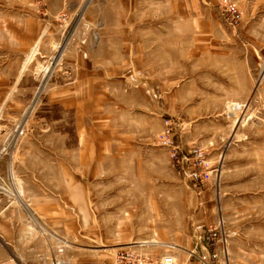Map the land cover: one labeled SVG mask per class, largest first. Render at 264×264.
<instances>
[{
    "label": "rangeland",
    "instance_id": "obj_1",
    "mask_svg": "<svg viewBox=\"0 0 264 264\" xmlns=\"http://www.w3.org/2000/svg\"><path fill=\"white\" fill-rule=\"evenodd\" d=\"M93 1L0 0V149L4 142L6 150L1 154L0 196L8 209L4 221L9 227L0 230V264H115L122 250L116 251V245L122 237L144 239L151 219L180 217H186L187 231L203 245L200 236L210 227L225 234L219 257L210 264H264V39L254 38L261 26L246 27L242 16L236 27L228 24L219 7L221 0H169L163 9L157 0L153 12L142 11L146 14L137 16V24L147 22V14L151 22L154 19L161 74L173 58L175 71L180 72L177 83L187 80L195 95V111L180 103L178 117L169 112L167 104L162 113L163 131L167 120L174 121L182 147L187 151L203 147L218 176L214 173L203 187L191 182L173 165L168 149L159 144L163 131L156 127L151 140L155 147L149 149L154 154L138 163V169L135 163V171L130 172L129 163L102 162L103 157L100 163L86 165L84 179L76 186L70 183L72 193H78V188L86 191L81 202L77 197L69 204L58 195L69 183L56 175L48 183L32 178L21 185L14 180L5 164L11 153L6 145L27 136L24 128L29 121V128H43L42 116H61L45 104L52 77L73 36L50 75L44 72L55 62L77 19L74 33L85 24L84 14ZM29 21L34 26L41 24L43 35L24 50L20 43L27 40L16 34ZM5 30H9L7 36ZM6 44L12 48L6 50ZM249 50L255 55L247 62ZM6 54L20 60L13 69L6 64ZM243 62L255 79L249 100L235 97L227 84L230 73L239 74ZM19 73L26 78L17 87ZM163 77L161 81L166 82ZM217 78L224 80L223 85ZM43 82H47L44 90L28 113L35 98L29 92L37 93ZM132 137L144 139L137 134ZM49 203L60 205L61 213H49L53 211ZM210 215H218L219 221L204 227L199 235L194 233L195 216Z\"/></svg>",
    "mask_w": 264,
    "mask_h": 264
},
{
    "label": "crops",
    "instance_id": "obj_2",
    "mask_svg": "<svg viewBox=\"0 0 264 264\" xmlns=\"http://www.w3.org/2000/svg\"><path fill=\"white\" fill-rule=\"evenodd\" d=\"M155 1L157 0H94L91 3L84 14L85 24L77 29L68 43L47 94L45 106L57 109L61 116L58 119L42 116L43 128H29V121L24 128L27 136L6 145L11 148V153L5 164L7 169H11L17 184L22 185L23 180L32 178L39 183H48L52 182L50 176L56 175L62 182L69 183V188L63 186V192H58V195L65 197L69 204L77 197L81 202L86 191L82 192L78 188V193H72L70 183L76 186L77 181L84 179L86 165L100 163L103 157L105 160L102 162L129 163L130 172L135 171V163L138 169V163L141 164V161L154 154L149 151L150 146L154 145L151 140L157 128L161 133L163 131L162 113L163 109H167V104L169 112L175 117L179 116L180 103H185L191 111H195V95L190 93L187 80L177 83V73L180 72L175 71L173 58L169 61L170 66L167 65L165 70L161 69L164 71L161 74L155 50L158 42L154 19L151 22L150 15L147 14V22L137 24L139 12H153ZM161 1L162 9L165 4L169 5V0ZM231 1L241 10L246 27L248 24L253 27L261 26L258 27L260 30L254 31V38L258 35L263 40L264 0ZM19 31L21 34L16 35L27 40L26 43H20L24 50L32 47L34 41L41 39L43 35L41 24L36 23L34 26L30 21L24 28H19ZM5 32L7 36L9 30ZM4 48L9 50L12 46L9 48L6 44ZM254 53L253 50L247 51V62ZM5 56L6 64L12 69L14 64L20 62L15 58V61L10 59L7 54ZM250 73L246 62H243L239 74L230 73L231 78L227 80V84L236 92L235 97L250 99L255 88V79ZM224 74L222 72L223 76ZM162 77L166 78V82L161 81ZM25 78V74L19 73L15 77L16 86ZM217 80L220 82L221 79ZM223 82L224 80L222 85ZM10 89L13 90L14 86ZM237 91H240L239 94ZM31 93L35 97L38 92H29L30 95ZM181 93L187 96L183 99ZM203 109L202 106L200 111ZM25 124L21 123V126L24 127ZM135 134L144 139L136 140L132 137ZM11 135V131L8 132L6 139ZM4 146L3 142L0 155L6 151ZM117 147L120 150L117 151ZM2 160L4 161L1 155L0 171L4 163ZM2 204L0 196V230H6L9 227L4 220L8 217V209ZM49 205H53L54 211L49 213H61L60 205V208L55 203ZM11 206L17 208L16 212L19 211L17 205ZM194 220L193 231H197L199 235L204 227L219 221V216H195ZM149 222L151 227L144 229V239L135 240L133 235L122 237L115 250L129 249L157 260L169 255L173 257L174 264H208L201 257L209 256L211 250L187 231L186 217L151 219ZM219 251L217 248L211 252Z\"/></svg>",
    "mask_w": 264,
    "mask_h": 264
},
{
    "label": "built area",
    "instance_id": "obj_3",
    "mask_svg": "<svg viewBox=\"0 0 264 264\" xmlns=\"http://www.w3.org/2000/svg\"><path fill=\"white\" fill-rule=\"evenodd\" d=\"M219 7L222 11V16L232 27H236L241 20L242 12L239 10L236 3L231 0H221ZM174 121L167 120L165 123V130L162 133L160 139V145L162 148L168 149L169 158L173 162V165L191 181L195 182L199 187L206 185L213 177L214 173L218 176V170L212 168L207 157L206 150L203 147H193L192 150H185L181 143L178 141V135L174 127ZM23 134V133H21ZM223 237L225 234H221L220 231L212 229L211 227L204 231L200 240L204 241V245L208 250L214 251L220 248V242L223 243ZM221 243V244H222ZM209 256H202L201 259L210 263L217 260L219 252H211ZM115 264H174L172 256H167L161 260H157L147 255L137 254L133 250L123 249L117 252Z\"/></svg>",
    "mask_w": 264,
    "mask_h": 264
},
{
    "label": "water",
    "instance_id": "obj_4",
    "mask_svg": "<svg viewBox=\"0 0 264 264\" xmlns=\"http://www.w3.org/2000/svg\"><path fill=\"white\" fill-rule=\"evenodd\" d=\"M79 22V18L77 19V22L74 24L73 28L71 29L72 31L70 32L69 36L67 37L66 41L64 42V46L60 48V51H59V54L54 58L55 61L59 60V56L60 54L62 53L63 49L66 47L67 43H68V40L73 36L74 34V31H75V28L77 26V23ZM47 83V82H46ZM45 83V84H46ZM45 84L44 82L41 84V86L38 88L39 91L37 93V95L35 96L34 100H33V105L31 106V108L29 109L28 113L31 111V109L35 106V102L37 101L38 97L40 96V94L42 93V91L44 90L43 88L45 87ZM27 113V115H28ZM25 119V118H24Z\"/></svg>",
    "mask_w": 264,
    "mask_h": 264
},
{
    "label": "bare ground",
    "instance_id": "obj_5",
    "mask_svg": "<svg viewBox=\"0 0 264 264\" xmlns=\"http://www.w3.org/2000/svg\"><path fill=\"white\" fill-rule=\"evenodd\" d=\"M59 60L55 61L54 63L50 64L46 69H45V72L44 74L47 76V75H50L49 73L53 70L54 66L58 64ZM54 64V65H53ZM15 141V140H14Z\"/></svg>",
    "mask_w": 264,
    "mask_h": 264
}]
</instances>
